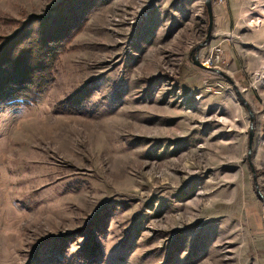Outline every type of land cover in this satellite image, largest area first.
<instances>
[{
    "label": "rangeland",
    "instance_id": "374dc122",
    "mask_svg": "<svg viewBox=\"0 0 264 264\" xmlns=\"http://www.w3.org/2000/svg\"><path fill=\"white\" fill-rule=\"evenodd\" d=\"M57 1L0 0V36ZM210 3L205 38L204 0H99L39 98L0 109V264H253L251 256H264V201L239 97L253 114L249 159L264 196V0ZM216 42L222 61L195 65ZM101 208L99 252L81 262L77 229ZM65 233L64 252L47 261L45 240Z\"/></svg>",
    "mask_w": 264,
    "mask_h": 264
},
{
    "label": "trees",
    "instance_id": "16d2710c",
    "mask_svg": "<svg viewBox=\"0 0 264 264\" xmlns=\"http://www.w3.org/2000/svg\"><path fill=\"white\" fill-rule=\"evenodd\" d=\"M106 1V0H104ZM99 0H58L47 14L28 13L16 22L11 33L0 36V109L35 102L51 78V70L58 53L63 50L72 33L79 28L87 14ZM88 88V89H87ZM85 84L79 89L86 94ZM80 95V96H81ZM81 100H70L72 110ZM103 209L77 229L82 241L76 251L81 262L89 263L99 252V242L93 233ZM68 234L45 240L47 261L58 260L64 252Z\"/></svg>",
    "mask_w": 264,
    "mask_h": 264
},
{
    "label": "water",
    "instance_id": "95a60500",
    "mask_svg": "<svg viewBox=\"0 0 264 264\" xmlns=\"http://www.w3.org/2000/svg\"><path fill=\"white\" fill-rule=\"evenodd\" d=\"M204 4H205V8H206V13H207V29H206V36H205V38H207V36L209 34V31H210V28H211V24H212V12H211V3H210V0H204ZM192 61H193V63L195 65H197L199 67H207V66L203 65L195 56L193 57V60ZM220 73H222V72H220ZM224 76L226 78H228L226 75H224ZM235 91L239 95V92L237 91L236 87H235ZM239 97L242 99V102L245 105V107L247 108L248 115H249V125H248V130H247V160H248V163L250 165V169H251V173H252V177H253L254 189H255L256 193L264 201V196L259 192V188H258L257 182L255 181L254 168H253V166H251V162H250V159H249V157H250L249 156V152H250V148H251V139H252V133H253V114L251 113V110H250L247 102H245V100L242 98L241 95H239ZM263 216H264V211H263Z\"/></svg>",
    "mask_w": 264,
    "mask_h": 264
},
{
    "label": "built area",
    "instance_id": "2783aa9c",
    "mask_svg": "<svg viewBox=\"0 0 264 264\" xmlns=\"http://www.w3.org/2000/svg\"><path fill=\"white\" fill-rule=\"evenodd\" d=\"M222 61V46L219 42L214 43L208 54L203 56L200 62L205 66L216 65Z\"/></svg>",
    "mask_w": 264,
    "mask_h": 264
},
{
    "label": "crops",
    "instance_id": "0c3cea01",
    "mask_svg": "<svg viewBox=\"0 0 264 264\" xmlns=\"http://www.w3.org/2000/svg\"><path fill=\"white\" fill-rule=\"evenodd\" d=\"M219 14H220V11H219ZM226 15V19L228 18V16H227V14H224V15H222V16H219V19H217V17H215V25L213 26V29H214V34L217 36V35H219V33L221 32L220 31V29L221 28H223V27H221L220 26V24H219V20H221L222 18H223V16H225ZM218 27V28H217ZM217 29H218V31H217ZM217 38H214L213 40H214V42H215V40H216ZM224 48H226V57H227V62L225 63L226 64V66H227V69H226V71L227 72H229V59H230V55H229V48H227V47H224ZM254 156H255V154L253 155V161L255 160V158H254ZM247 189V188H246ZM258 233L260 234L259 236H262L263 235V233H262V230H260L259 229V231H258ZM263 238H264V236H263ZM262 248H263V250H264V245L262 246ZM262 251V250H261ZM251 259H252V262H253V264H259V263H261V262H263V260H264V256L263 257H258V256H256V257H254V256H251L250 257ZM258 259H261L260 260V262L258 261Z\"/></svg>",
    "mask_w": 264,
    "mask_h": 264
}]
</instances>
